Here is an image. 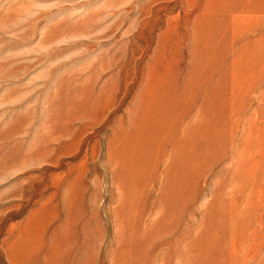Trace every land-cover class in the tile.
<instances>
[{
    "label": "rangeland",
    "instance_id": "1",
    "mask_svg": "<svg viewBox=\"0 0 264 264\" xmlns=\"http://www.w3.org/2000/svg\"><path fill=\"white\" fill-rule=\"evenodd\" d=\"M0 264H264V0H0Z\"/></svg>",
    "mask_w": 264,
    "mask_h": 264
}]
</instances>
